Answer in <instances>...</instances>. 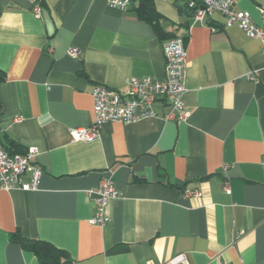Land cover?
<instances>
[{"label": "crops", "instance_id": "0c3cea01", "mask_svg": "<svg viewBox=\"0 0 264 264\" xmlns=\"http://www.w3.org/2000/svg\"><path fill=\"white\" fill-rule=\"evenodd\" d=\"M187 1L153 0L159 34L136 3L124 12L103 0H41L37 19L30 0H0V144L36 148L42 170L35 192L0 191V264H39L15 234L73 264H164L180 254L190 264H264V54L219 14L194 24ZM232 1L261 23L264 0ZM175 36L186 50L187 120H165L157 99L151 117L73 142L69 131L92 123L93 88L162 81V43ZM105 175L120 196L106 205L107 222L92 224L88 192Z\"/></svg>", "mask_w": 264, "mask_h": 264}, {"label": "built area", "instance_id": "2783aa9c", "mask_svg": "<svg viewBox=\"0 0 264 264\" xmlns=\"http://www.w3.org/2000/svg\"><path fill=\"white\" fill-rule=\"evenodd\" d=\"M110 8L126 11L132 0H103ZM31 13L35 18L40 17V0H30ZM185 9L191 15L194 24H205L213 14H219L225 18V26H238L247 37L258 39L260 49L264 54V10L260 11L261 23L255 24L250 16L234 9L232 0H188ZM214 31V29H212ZM162 55L164 58V79L154 81L150 78L130 79L126 81V90L108 89L96 85L91 93L93 102V120L89 127L73 129L69 131L73 142L89 143L96 141L100 130L108 123L131 124L151 117V106L157 99H162L167 107L165 120L184 122L189 117L183 103L185 93L186 50L182 37H171L162 43ZM68 55L76 58L78 51L74 48L68 50ZM257 72H251L249 79L257 81ZM17 122L21 118H16ZM38 151L34 147L27 148L23 154H10L0 144V191L9 192L17 189L24 192L38 190L42 170L36 164ZM227 169L222 168V172ZM29 174V180L23 181V176ZM222 190L230 194V186L225 179ZM93 197L95 204L94 216L90 220L92 224H104L107 219L103 211L110 200L120 196L113 186L110 175H105L95 190L88 192ZM187 197L199 196L196 191H185ZM164 264H190L186 256L177 255Z\"/></svg>", "mask_w": 264, "mask_h": 264}, {"label": "trees", "instance_id": "16d2710c", "mask_svg": "<svg viewBox=\"0 0 264 264\" xmlns=\"http://www.w3.org/2000/svg\"><path fill=\"white\" fill-rule=\"evenodd\" d=\"M41 1V0H40ZM137 4L132 11L135 15L151 25L160 34V28L157 24L158 16L155 14L153 0H132V5ZM5 149V148H4ZM8 153L14 154L19 152L5 149ZM13 242L17 243L24 250L32 253L38 260L39 264H73L66 252L57 249L51 244L39 240H28L19 234L12 236Z\"/></svg>", "mask_w": 264, "mask_h": 264}]
</instances>
